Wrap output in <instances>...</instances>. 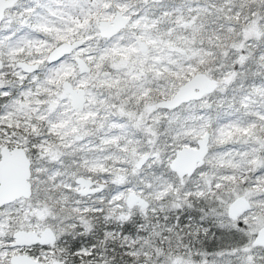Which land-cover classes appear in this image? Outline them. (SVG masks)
Segmentation results:
<instances>
[{"label":"snow or ice","instance_id":"1","mask_svg":"<svg viewBox=\"0 0 264 264\" xmlns=\"http://www.w3.org/2000/svg\"><path fill=\"white\" fill-rule=\"evenodd\" d=\"M100 2L139 24L148 23L149 5L160 4L171 22L199 0L172 9L137 0L140 11L133 0H28L16 28L0 29V264H264V0H220L217 12L237 39L221 78L191 107L169 103L116 121L90 108L97 126L74 123L68 136L69 96L43 92L70 65L31 49L47 46L53 26L74 31L81 39L70 58L79 48L90 64L69 82L82 83L108 55L107 42L92 47L91 33H100L89 14ZM233 128L238 135L222 140ZM217 142L239 147L217 151ZM182 145L195 156L187 169L176 164ZM8 158L20 161L18 190Z\"/></svg>","mask_w":264,"mask_h":264},{"label":"rangeland","instance_id":"2","mask_svg":"<svg viewBox=\"0 0 264 264\" xmlns=\"http://www.w3.org/2000/svg\"><path fill=\"white\" fill-rule=\"evenodd\" d=\"M26 1L27 0H22L23 3ZM220 6V1L199 0L194 6L183 7L182 12H174L171 22H169L168 17L162 19L164 11L160 14H154V12H152L153 14H147L148 23H145L143 20L139 24L135 23V21L132 24L128 22L121 31L112 37L107 38L101 37L100 35L97 37V32H92L91 36L95 38L92 47L95 48L97 44L103 47L107 42L109 47L108 55L102 63V68L91 65L90 71L87 72V79L75 85L86 90V103L82 111H74L72 113L69 121L61 122L64 124L63 131H65L68 136H72V127L74 123L84 124L87 122L90 129L96 127L97 125L93 124L92 121H96L98 115L94 111H90V108L101 109L102 114L99 115L100 120H107L108 113L112 114V121L119 120L121 113L126 115L124 111L117 110L116 112H111L109 109L111 106L108 104L105 97L115 99L113 95H110L113 92L121 93L123 91V96H135L142 99L141 108L146 112L148 109L155 108L154 104L157 100L155 98L148 100V98L154 96L153 93L155 91L161 98L171 96L182 82L199 71V67L204 64L205 61L204 58L207 52L199 47L188 32L189 23L195 17L194 15H213L211 19L213 39L222 40L223 45H225V37L221 36V34L225 31L222 35H224V33L227 35L231 27H224V19H227V17L226 15L221 17L218 14L217 9ZM134 7L136 11H139L135 3ZM117 9L121 11L120 8ZM141 14L143 15V13ZM113 15L114 13H106L104 11V4L100 2L99 7L96 11L90 13L89 17L98 31V21L100 19H110ZM184 17L190 18L184 19ZM152 18H157L159 22L155 25L151 24ZM53 30L58 31V36L61 37V39H59L60 41H71L73 38H76L71 37L69 34L70 32L59 26H53ZM72 33L75 32L73 31ZM121 33L122 35H118ZM129 36L132 37L131 40L128 39ZM38 39L43 41L45 37H38ZM83 39L87 40L88 37H84ZM47 40V46L39 50L36 48L38 55L46 56L49 49L58 42L56 36L52 38L47 37ZM142 42L146 43V50L142 49ZM71 55H80L90 64L87 55L81 52L79 48ZM59 62L68 63L70 67L60 72L59 75L52 80L49 88L43 92L45 95L55 96L57 90L61 93L62 81L66 78L75 81L77 75L80 73L75 60H72L70 55ZM220 65L221 63L217 64L214 70L204 69L203 71L217 79L221 78ZM48 67H52V64H49ZM37 74L40 73L37 72ZM24 84L27 86L28 81L25 80ZM100 87L102 88L100 89ZM115 104L118 105V103ZM181 107L188 109L191 105L185 103V105ZM181 107H178L177 111H179ZM105 109L107 110L106 112H104ZM145 115H147V113ZM109 127H112V125H109ZM233 133L238 135L235 128L231 129V132L225 129L221 139L226 141ZM87 142V139L83 141L85 144H87ZM97 143H99V141H97ZM238 147L239 145L235 143L217 142L215 144V149L217 151H222L225 148L233 149ZM225 166L227 167V165ZM243 179L244 177H237V182H242ZM99 183L106 184L107 181L101 179Z\"/></svg>","mask_w":264,"mask_h":264},{"label":"water","instance_id":"3","mask_svg":"<svg viewBox=\"0 0 264 264\" xmlns=\"http://www.w3.org/2000/svg\"><path fill=\"white\" fill-rule=\"evenodd\" d=\"M18 0H0V15L4 17L5 11L14 6ZM3 20V19H2ZM0 20V23L2 22ZM129 22L128 17L123 15L119 9L116 10L113 17L110 19H100L98 21V32L101 37H112L121 31ZM80 38L69 40H62L55 44L51 49H49L46 56L52 57L54 60L59 58L61 60L66 55H69L68 49L73 47V44H79ZM60 46L65 50L63 52H58L57 47ZM143 50L147 49L145 42L141 43ZM75 63L78 71L81 72L82 64L84 68H88V63L84 57L77 55L75 56ZM82 62V64H81ZM39 68H37L38 70ZM90 69L87 71L89 72ZM217 78L208 75L204 71H197L184 82H182L176 89V91L169 97H163L157 100L154 107L159 105H167L172 103L176 105V108L184 103H188L190 99L195 100L201 92H207L210 89L211 84L216 81ZM69 79H64L62 82V94L67 95L71 99L72 107L77 111H82L86 103V90L82 87L74 86L69 82ZM195 161V156L193 151L188 145L181 146L177 151L176 164L178 168L187 169L193 166ZM9 173L12 177L13 190H18L20 184L16 181V177L20 170V161L16 158H8L7 160ZM26 171V169H25Z\"/></svg>","mask_w":264,"mask_h":264},{"label":"trees","instance_id":"4","mask_svg":"<svg viewBox=\"0 0 264 264\" xmlns=\"http://www.w3.org/2000/svg\"><path fill=\"white\" fill-rule=\"evenodd\" d=\"M219 1L220 0H216V2H219ZM133 2L137 6V9L140 11L142 9V5L140 3H138L137 0H133ZM184 4H185V0H162V5L164 7H167L168 9H172L173 7H177V6H183ZM195 4H196V2H193L189 6H194ZM27 5H28V0L24 3L22 2V0H19L13 7L6 10L3 21L1 22L2 25L0 24V29H4V34H10L12 32V30H14L16 28L15 21L20 16L22 9L24 7H27ZM162 11H164V10L160 4H157L155 6H152V5L147 6V14H153L152 12H154V14H160V13H162ZM214 14H215V12H214ZM194 16L195 17L193 18V20H191L189 23V28H188L189 29L188 30L189 35H191L192 39L199 45V47H201L204 51L207 52L205 54L204 64H202L199 67V71H203L204 69L214 70L217 64H220L223 62V60H224L223 54L225 51L228 50V48L231 46L232 42L235 39H237V33H236L235 29L232 27L229 30V33L227 35L225 33H224V35H222L223 32H225V31H223L221 36H224L225 40H226L225 45H223L222 40L213 39V36H212L213 30H212V24H211V19H212L213 15L207 14V15L200 16L198 14V15H194ZM164 17H166V16H164V14H163L162 19H164ZM9 21H12L11 25H9V23H8ZM225 22H226V19H224V27L227 28V26H225ZM235 23H236V21H233V24H235ZM239 24L241 27H243L244 21L240 20ZM25 31H27V30H25ZM57 32L58 31L52 29V32L48 36V38H52L53 36L58 37ZM69 34L71 37H76V38L78 37L75 35V33L70 32ZM32 35L35 37L44 36V35H38L37 33H32ZM57 41L59 42L60 40H57ZM31 53H35L36 55H38L35 47H33L31 49ZM10 79H11V77H10ZM101 88L102 87H100V89ZM122 92L121 93H119V92L111 93L110 95H113V97H115V99H112L110 97H109V99L113 100L115 103H118V106L121 108L120 111L126 112L125 116H127L128 113H131L133 116H136L138 114V112L143 113L144 115L147 113L144 109L141 108L142 99H139L135 96H132V97H130L128 95L123 96ZM118 93H119V95H118ZM153 94H154V96L148 98V100H151L152 98H155L156 100H158L161 98L158 96L156 91ZM168 95H169V93H168ZM184 105L185 104H183L181 106H184ZM112 111L116 112L117 110H112ZM188 211L194 212V209L188 210ZM211 244H212V241H211V239H209L208 246H210ZM209 250H211V249L209 248Z\"/></svg>","mask_w":264,"mask_h":264},{"label":"flooded vegetation","instance_id":"5","mask_svg":"<svg viewBox=\"0 0 264 264\" xmlns=\"http://www.w3.org/2000/svg\"><path fill=\"white\" fill-rule=\"evenodd\" d=\"M18 1H19V0H18ZM18 1H17V2H18ZM17 2H16V3H17ZM16 3H15V4H16ZM15 4H14V5H15ZM12 7H13V6H12ZM10 8H11V7H10ZM8 9H9V8H8ZM5 12H6V11H5ZM4 16H5V14H4ZM3 18H4V17H3ZM2 21H3V20H2ZM0 24H1V23H0ZM73 39H76V38H73ZM59 42H60V41H59ZM57 43H58V42H57ZM57 43H56V44H57ZM47 53H48V52H47ZM46 55H47V54H46ZM66 56H68V55H66ZM66 56H65V57H66ZM65 57H64V58H65ZM62 59H63V58H62ZM62 59H61V60H62ZM59 61H60V60H59ZM48 65H49V64H48ZM37 72L40 73V69H38ZM66 79H67V78H66ZM62 82H63V81H62ZM61 84H62V83H61ZM61 88H62V85H61ZM62 91H63V90H62ZM62 91H61L60 94H62ZM67 96H69V94H67ZM69 98H70V97H69ZM70 101H71V99H70ZM109 109L111 110V112H113L112 110H118V111L121 110V108H120L118 105L116 106V108L109 107ZM75 111H77V110H75Z\"/></svg>","mask_w":264,"mask_h":264}]
</instances>
